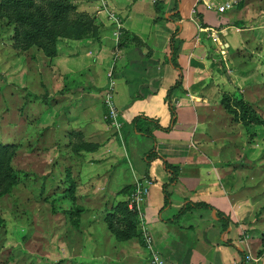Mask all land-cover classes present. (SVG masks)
Returning a JSON list of instances; mask_svg holds the SVG:
<instances>
[{
    "label": "crops",
    "instance_id": "crops-1",
    "mask_svg": "<svg viewBox=\"0 0 264 264\" xmlns=\"http://www.w3.org/2000/svg\"><path fill=\"white\" fill-rule=\"evenodd\" d=\"M220 3L77 0L78 10L93 15L96 36L59 37L55 55L39 50L26 66L30 98L24 129L40 134L39 147L26 154L35 159L31 165H42L39 173L56 161L67 166L72 195L89 215L102 214L107 200L110 210L118 195L129 194L135 178L145 179L141 212L148 239L136 223L139 240L111 239L115 251L108 260L154 264V252L160 264H264V219L256 218L260 204L243 197L249 194L240 188L239 177L246 166L249 174L255 172L264 155L257 160L253 151L239 159L240 144L212 135L223 115L228 125L245 128L221 107L219 96L209 92L214 83L205 80L217 46L208 35L231 33L234 26L215 29L213 24L242 19L223 16ZM169 38L180 73L169 61ZM223 41L228 53L234 46ZM178 77L180 85L169 92L172 120L165 94ZM33 96L49 98L52 105L41 106ZM106 96L120 121L117 128L105 118ZM136 115L151 120L139 119L134 126ZM247 150H254V144H247Z\"/></svg>",
    "mask_w": 264,
    "mask_h": 264
},
{
    "label": "rangeland",
    "instance_id": "rangeland-1",
    "mask_svg": "<svg viewBox=\"0 0 264 264\" xmlns=\"http://www.w3.org/2000/svg\"><path fill=\"white\" fill-rule=\"evenodd\" d=\"M219 1L223 16L228 15L231 20L242 18L244 24L232 26L231 33L217 30L214 36L208 35L217 44L215 57L207 63L205 80L214 83L209 84V92L220 96L221 92L238 89L264 117V0ZM73 2L76 4L77 0ZM11 35L12 23L0 17V142L16 145L11 161L15 182L0 195V264H123L119 259H107L115 251L110 240H119L107 227L106 216L113 209L112 206L108 210V200L104 199L107 201L102 214L89 215L76 203L80 200L72 195L67 166L56 161L47 165L45 173H39L42 165L30 164L33 158L26 153L34 146L39 147L40 134L25 133L24 129L30 98L25 91V71L41 49L35 45L14 48ZM224 39L234 46L227 49L228 53ZM211 65L215 66L210 68ZM36 98L41 100L42 103L38 102L41 106L52 105L49 98ZM33 106L38 109L36 103ZM213 125V136L230 138L232 144H240L239 159L249 158L253 151L257 160L264 155V126L228 125L224 115ZM251 143L254 150L248 153L246 145ZM141 145L142 141L135 143L136 149ZM255 167L252 174L248 173V166L240 171V188L248 189L249 195L243 197L258 200L261 210L256 218L264 219V164L257 163ZM125 195H118L116 203H124L128 198ZM130 238L135 242L138 235Z\"/></svg>",
    "mask_w": 264,
    "mask_h": 264
},
{
    "label": "trees",
    "instance_id": "trees-1",
    "mask_svg": "<svg viewBox=\"0 0 264 264\" xmlns=\"http://www.w3.org/2000/svg\"><path fill=\"white\" fill-rule=\"evenodd\" d=\"M0 17H4L8 22L12 23V47L25 49L30 45H35L46 56L55 55V43L59 37L76 39L93 37L97 34V24L93 15L86 11L78 10L73 0H0ZM230 24L236 27H243L244 20H227L221 23H214L213 26L218 29L220 25ZM170 38L169 61L180 73V66L175 57L176 48L170 46ZM178 85H180V77L167 89L165 94L172 120H174V116H172L173 107L169 100V92L170 89ZM218 103L231 115L234 121L241 123L244 127L252 123L264 125V118L238 89L232 92H221ZM139 119L151 120L147 116L136 115L131 119L132 124L136 126V122ZM136 130L144 132L143 129L137 127ZM15 149L16 145L14 143L0 142V195L7 191L15 182V171L10 163ZM152 157H147V161ZM169 178L172 180V173L169 174ZM163 201V204H166V194H163ZM197 205L208 206L205 202H198ZM106 220L107 227L117 239H125L133 234H138L135 229L136 217L133 212L127 209L126 201L124 203H115L113 209L107 214Z\"/></svg>",
    "mask_w": 264,
    "mask_h": 264
},
{
    "label": "built area",
    "instance_id": "built-area-1",
    "mask_svg": "<svg viewBox=\"0 0 264 264\" xmlns=\"http://www.w3.org/2000/svg\"><path fill=\"white\" fill-rule=\"evenodd\" d=\"M113 18V22L118 25V20L116 17L110 16ZM105 117L107 120L115 127L117 128L119 125V122L117 120L116 111L109 100V96H106V113ZM147 191V186L145 179L143 177L135 178L132 184V188L128 194V198L126 200V207L128 210L134 213L136 217V223L139 228V232L142 233L143 238L145 241H147V235L145 232V227L143 226L142 222V212H141V205L144 200V196ZM151 260L154 262V264H160L159 257L156 253L151 252Z\"/></svg>",
    "mask_w": 264,
    "mask_h": 264
}]
</instances>
